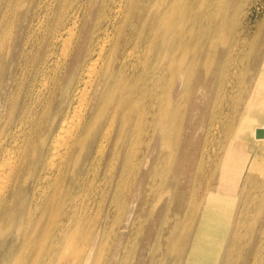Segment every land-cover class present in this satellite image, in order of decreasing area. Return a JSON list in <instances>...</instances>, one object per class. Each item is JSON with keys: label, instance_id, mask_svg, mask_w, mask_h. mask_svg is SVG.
<instances>
[{"label": "bare ground", "instance_id": "1", "mask_svg": "<svg viewBox=\"0 0 264 264\" xmlns=\"http://www.w3.org/2000/svg\"><path fill=\"white\" fill-rule=\"evenodd\" d=\"M173 1H169L171 3L162 9L159 7L154 11L155 4L153 6L152 0H132L131 4L135 5L133 4L131 10L120 19V24L113 33L109 26L114 24L112 20L118 18L124 10L118 8V5L109 6V10L116 6L117 12L107 18L108 24L103 26V34L98 36L96 48L90 38L86 44L87 36L86 33L81 35L77 15L70 19V24L63 26L62 31L58 30L57 26L54 29L50 46L59 40L60 51L54 59H51L49 57L55 52L53 48L48 47V53L40 58L39 67L36 68L37 75L31 84L32 87L35 86V82L39 84L35 94L38 96L48 89L50 79L47 74L48 69L57 73L64 67L67 78L60 92L58 107H61L78 69L81 70L79 80L71 91V100L63 116L61 115L57 127L55 128L53 123L50 134L40 138V151L33 148L27 153L31 141L30 137L26 136L22 138V146L17 153L12 155L8 153V158L6 154H0V241L7 231L10 245L0 253V264H24L27 259L31 260L30 264H52L53 260L55 264H60L61 260L66 264H101V262L125 264L124 241L131 240V234H117L114 226L116 221L117 223L121 221L123 212L128 209V200H133L135 188L129 189L130 195L123 194L124 183L127 182L134 168H132L133 161L131 162L133 157L129 150L121 154L120 147L123 140L130 144L134 138L133 133L140 130H146L148 136L145 148L147 152L149 142L158 140L166 143L168 139L166 154L160 155V149L156 148L157 155L150 161L159 162L162 158L167 162L169 173L166 192L169 194V203L173 205L172 210L191 213L192 218H196L195 224L193 225L191 220L190 226L186 227L183 235L180 236L183 237V243L178 249L182 252L181 260L177 264H248V257L241 260L242 262L233 258L235 253L240 255L237 242L239 226L230 228V216L237 199V188L244 165L249 158L250 145H258L262 152L252 153L254 156L248 160L249 169H256L264 163V137H256V130L264 129V43L258 50L252 45L254 42L245 41L247 32L244 27L240 31H233L231 42L225 39L226 32L218 30L222 26L215 33L176 32L172 35L170 30L175 24V16L182 17L184 10L187 9L185 0H178L182 2L181 4L177 0ZM81 2V0H68V4H64L62 8L63 12L69 11L70 8L75 10L74 4L79 8ZM42 24L40 22L37 25L30 38L37 35ZM38 37L36 36V40ZM220 45L223 48L219 49ZM131 55L134 56L133 59ZM38 58L39 56L34 55L32 64ZM233 58H235L234 76L238 70L251 68L255 70L256 78L253 85L256 90L255 93L250 92L245 87L243 94L240 93L243 98L242 109L245 111L239 112L237 125L222 123L221 131L224 130L229 136L232 135L233 143L227 151L225 150L221 163L214 164L212 174L208 178L207 186L208 184L209 186L202 190L201 201L196 202L197 186L190 185L189 170L186 168L188 152L184 140L181 139L182 131L186 127L190 128L191 132L202 127L204 116L210 107L204 99L210 90V95L215 96V102L218 98L220 103L228 99L225 101L229 111L235 112L236 103L230 105V101H234L231 93L234 79L231 80L228 73ZM28 65L29 63L26 62L22 67V79L29 72ZM210 74L215 77L212 82L207 80ZM189 75L191 78L194 76L196 78L191 79ZM226 84L230 85V91L225 89L222 96L218 95L220 87ZM197 95L199 103H194ZM234 98L238 101L241 97L235 95ZM194 110L196 118L193 123L188 124L185 120L186 116ZM223 112L222 108L219 113L223 114ZM126 133L130 136L127 137ZM138 135L139 133L136 138ZM4 148L6 151L8 146L5 145ZM147 152L146 158H149ZM105 157L108 158L107 162L111 163L102 170V161ZM114 159L120 162L118 171L112 163ZM31 161L38 162L39 168L29 182L28 177L22 180L21 175ZM5 165L10 166V169L3 175ZM250 181L248 177L244 180L245 183ZM108 184H110L109 188ZM109 193L110 200H107ZM80 195H84L85 199L79 198L80 202H78ZM106 202L108 209L106 208L107 212L103 214L100 211ZM95 206L98 215L94 214L95 217H92L90 213ZM110 209L116 211V221L111 218ZM165 209L169 211L170 205ZM245 211L247 212L246 209ZM137 218H140L139 214L135 220ZM160 218L159 216L158 220L161 224L166 223ZM100 219L101 228L96 231ZM134 223L132 220V225ZM176 223H174L175 228L170 230V235L166 238L167 244L170 243L173 232L178 229ZM115 239L117 245H113ZM25 249L34 251V255L27 257ZM120 249L124 250L122 255L119 253ZM249 251L255 252L250 264H264L263 251L254 244H251Z\"/></svg>", "mask_w": 264, "mask_h": 264}, {"label": "rangeland", "instance_id": "2", "mask_svg": "<svg viewBox=\"0 0 264 264\" xmlns=\"http://www.w3.org/2000/svg\"><path fill=\"white\" fill-rule=\"evenodd\" d=\"M81 1L83 2V4L81 2L80 3L81 6L79 8L76 7L77 6L76 4H74L73 8L74 9L76 8L75 10H72L70 8L69 11L65 12L64 10L63 12L62 8L64 4L65 5L68 4V0H39V1L38 0H0V28H1L0 29V32H1L0 33V47H1L0 48V126H1L0 127L1 129L0 130L1 132L0 133V145H1L0 154H6V158H8L9 155L14 154L15 152L17 153V150L19 149V147L22 146L21 145L22 140L26 136L30 137V141H31L28 147L27 153L33 150V148H36L37 151L41 150V147L39 145L40 138L50 134L49 132L51 131V127L53 123L55 124V128L57 127L59 121L61 120V117L66 111L69 105V102L71 100V96H72L71 91L76 86L79 80L78 78H79V74L81 71L80 69H78L76 75L74 76L71 89L65 96L61 107H58L60 104V92H61L62 85L66 81V78H67V74H66L67 71L64 67H62L61 70L57 73H54L52 69H48L49 73L47 74H49L50 76V79L48 80V89H46V91H44L42 94L38 96L35 94L37 86L39 85L38 83L35 82L34 87H32L31 85L34 82L33 78L35 77V75H37V69L39 67L40 58L44 57V55L48 53L47 51L49 48L50 49L53 48L52 50H54L55 52V54L49 57L51 59L52 58L54 59L55 55L59 53L58 51H60L61 45H60L59 40L56 41L55 44L50 46L51 35L54 34L53 31L56 28V26L58 30L60 29L62 31L63 26L65 27L68 24H70L71 22L70 19H72L73 16L77 15L78 25L80 26L79 30L81 32V35L86 33V35L85 34L84 35L87 36L85 37L86 44L90 38V40H92V45H94V48H96L97 38L98 36H102L103 34L102 28H104L108 24L107 18L110 16V14L112 15L115 12H117L116 6L115 8L112 9L113 11L109 10V6H112L113 4L118 5V8H120L121 10H124V12L122 11V13L119 15L118 18L112 20V22L114 21V24H110L109 26L110 31L113 33L114 30L119 26L120 19H122L124 15L129 10H131V7L135 5L134 3L131 4L132 0H103V1L101 0H84V1L81 0ZM166 1L167 0H163V1L152 0L153 6L155 4L153 10L155 11L159 7L162 9V7H165L169 3H171L169 2L171 0H169L168 2ZM198 2H200V0L198 1L197 0H185L184 4L186 3L187 9L184 10V15L182 17H177L178 15L175 16L176 18L175 24L170 30L172 32V35L176 34V32L178 33L180 32H183V33H189V32L215 33L217 29L222 26L218 30L221 32L223 31L226 32L227 34H226L225 39L228 42H231L234 36L233 31H240L242 30V27H244L245 28L244 30L247 32L245 35L247 36L245 41H248V43L254 42V44L252 45L255 46L257 49L264 43V0H213V1L212 0H202L200 3ZM178 3L181 4L182 2L178 1ZM206 3H209V4H206ZM219 3L221 6L219 5ZM49 5L52 7L50 8ZM124 6L126 7L124 8ZM222 15H224V18H222ZM40 22L43 23L41 27L43 31L41 29L38 30L37 35H34L32 38H30V36L33 35L34 33V29L37 27V25ZM193 23H194V26H193ZM205 25H206V28H205ZM36 36H39L37 40H36ZM221 48L223 47L220 45L219 49ZM221 52L223 54V51ZM227 54L228 53L226 50L225 51L226 59H227ZM34 55L36 57L39 56V58L36 62L32 64L31 60L34 58ZM134 56L136 57V55ZM134 56H132L131 58L133 59ZM93 57H95V54L93 55ZM220 57H222V55H220ZM190 58L192 59V57ZM25 61L29 63L28 65L29 72L26 74V77L22 79V76H21L22 67L25 65L26 63ZM234 61H235V58H233V61L231 62L232 65L229 68L230 71L228 73H229L231 80L234 79L233 80V90L231 92L233 94L234 101H230V105H233V103H236V108L234 110L235 112L229 111V107L227 106V103L225 101L228 99H224L223 102L220 103L219 102L220 99L218 98L216 99V102H215V96L212 97L210 95V92H211L210 90L208 93V96L205 97L204 99L205 102L210 104V107L207 110L208 113H206V115L204 116V119H203L204 124L202 125V127L194 129L193 132H191L190 128H187V127L183 129L182 131L183 136L181 135V139L184 140V146L188 152V162H187L186 168H188L189 170L188 173H189V179L191 183L190 185L193 184L194 187L197 186L196 187L197 191H196V196H195L196 202L201 201V198L203 196L201 194L202 190L208 188L209 186V184L207 186L208 178L212 174V169L214 167V164L221 163L220 161L224 153H226L225 150L227 151V149H229V147H231L233 143L232 141L233 136L232 135L229 136L227 132L224 130L221 131L222 123L229 122V123H233V125H237L239 122V112L245 111L244 109H242V106H243L242 99L243 98L240 93L243 94L242 91L246 90V88L250 92L252 91L254 93L256 90L255 85H253L254 83L253 81L256 78L255 70L253 68L249 69L244 66V68H247L249 70H246V69L238 70V73H236V75H239L241 77L236 76V75L234 76L233 75L235 72V67H234L235 62ZM189 78H191V75H189ZM195 78L196 76L192 77L191 79H195ZM213 79H215V77L212 74H210L207 77V80L209 82H212ZM222 87H220V90H218L219 91L218 95L220 94V96L223 95V91L225 89L228 91H230L231 89L229 84L222 85ZM235 95L241 97L240 100L237 101L234 98ZM194 103H199V96L197 98L196 97L194 98ZM33 106H34V109H33ZM23 107L25 109H23ZM39 108L41 111L39 110ZM222 108L224 111L223 112L224 115L219 113ZM195 112L196 111L194 110L191 114H188L186 116L185 120H187L188 124H191L194 122V119L196 118V116L194 115ZM29 113L30 115L28 116ZM216 114H218L219 116ZM215 117L216 119H218L217 121ZM35 120H38V121L35 122ZM3 121H4V125H3ZM33 123L35 127L33 126ZM29 126L31 129L29 128ZM28 129H29V132H28ZM143 132H145V134ZM138 133L139 135L136 138V135ZM128 136L130 135L127 134V137ZM133 136L134 138L132 139L130 144H128V142H125L126 140L125 141L123 140V142H121L122 145L120 147L121 154L129 150L131 157L133 158L135 157L134 159L131 158V162L133 161L132 168H134V170L132 169L133 171L130 174V177L126 180L127 182L125 181L126 183H124L125 188L123 192V194L130 195L131 191L129 189L135 188V191H133V200L132 199H130V201L128 200L129 202V205L127 207L128 209L126 208L127 210L123 212L121 221L119 223H117V221L115 220V217L117 215L116 211L114 209H110V216L116 221L114 230L117 231V234H122V235L131 234V240L124 241L126 243L125 251L123 249L122 250L120 249L119 253L122 255L124 251L123 253L124 258L123 257L122 258L124 259L125 264H159V263L160 264H177L181 260L180 256L182 252V250H178V249L183 243V237L181 238L180 236L183 235L182 234L183 230H186V227L190 226L191 220H192L191 222L193 223V225L195 224L196 218L195 217L192 218L193 214L191 213H183V211L178 212V211L172 210L173 205L169 203V194L166 192V189H167L166 187L168 185L167 178H168V173H169L167 162H164L165 160L162 158H160L159 162L150 161V159L152 160V158L155 155H157V149H160V155L164 156L166 154V152L168 151V145H167L169 143L168 139L166 143L158 142V140H153L149 142L150 146L148 147L149 149L147 152V149H145L147 146L146 143L148 140L146 130L145 131L140 130V132L137 131V133L135 134L133 133ZM202 143L204 145H202ZM3 145L8 146V149L6 151L4 150L5 148ZM258 149H259L258 145L249 146L248 160L250 159L251 156H254L253 154H255L256 151L258 154H261L262 152L261 149H259V151ZM146 152L149 155V158L148 157L146 158ZM248 160L247 162H245L244 170L241 175L239 186L237 188L238 193L237 192L236 193L238 195L235 201V205L232 208V212L230 216V219H231L230 228H234L238 226L240 227V228L238 227L239 232L237 236L238 251L240 250L238 254L240 255H237L235 253L233 258L237 259V261L239 260V262H242L241 260L248 257L249 258L248 264H250L251 260L253 259V256L255 255V252L249 251V247L251 246V244L256 245L259 250L264 252V232H263L264 231V163H261L258 166V168L250 170L248 167V164H249ZM107 161H108V158L105 157L104 160L102 161L103 162L102 170L105 169L107 164L111 163ZM112 163H114L115 167L117 168L116 171H118L120 168V162H118V159H114V162ZM37 164L38 162L31 161L30 165H27V167L24 169L21 175V179L23 180L26 177H28L27 178L29 179L28 181L31 182L34 174L36 173V170L39 168ZM6 166L7 165L4 166V169H3L4 171L2 170L3 175L9 172L8 170L10 169L9 168L10 166H7V167ZM214 174L216 175V173ZM246 177L251 179L249 183L244 182ZM140 184L143 186L141 187ZM109 186L110 184L107 185L108 188ZM110 195L111 194L109 193L107 200H110ZM79 198L80 200L85 199L84 195H80V197L78 196V202H80ZM169 205H170V210L167 211L165 208L169 207ZM102 208L100 212L103 214H106L107 212L106 210L108 209L107 202L104 204ZM245 209L247 210V212L245 211ZM97 210H98L97 206L92 208V211L90 213L92 217H95L98 215ZM149 210H151L150 213H149ZM138 214L140 218H137L135 220ZM159 216L162 219H164L166 223L161 224L158 220ZM251 218H253V220H251ZM132 220H134L135 222L133 225H132ZM175 222H177L176 227L178 229L175 230V232H173L171 241L169 244H167L166 238L170 235V230H173L175 228L174 227ZM101 223H102V220L100 219L99 225L96 228V231L100 230ZM229 233H230V230H229ZM3 235L4 236L2 237L0 241V253L4 251L5 249H7L8 246H10L8 243L9 241L7 240L8 239L7 237L9 235L7 231L4 232ZM116 242H117V239L114 240L113 245H115ZM90 245L92 246V244ZM25 252L26 254L29 255V256L27 255V257H32L34 255V251L31 252L25 249ZM104 260L105 258L103 259V261ZM25 261L26 263L24 264L31 263L30 259L29 260L27 259ZM53 263L55 264V260H53L52 264ZM61 263L66 264L64 260H61L60 264Z\"/></svg>", "mask_w": 264, "mask_h": 264}, {"label": "water", "instance_id": "3", "mask_svg": "<svg viewBox=\"0 0 264 264\" xmlns=\"http://www.w3.org/2000/svg\"><path fill=\"white\" fill-rule=\"evenodd\" d=\"M256 137H257V138H262V137H264V129H261V128L257 129V130H256Z\"/></svg>", "mask_w": 264, "mask_h": 264}]
</instances>
